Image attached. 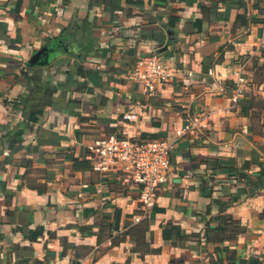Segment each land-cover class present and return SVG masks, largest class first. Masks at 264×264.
Returning <instances> with one entry per match:
<instances>
[{
    "label": "crops",
    "instance_id": "obj_1",
    "mask_svg": "<svg viewBox=\"0 0 264 264\" xmlns=\"http://www.w3.org/2000/svg\"><path fill=\"white\" fill-rule=\"evenodd\" d=\"M154 52L172 75L147 96L132 73ZM116 133L173 141L148 215L135 183L94 167ZM262 167L264 0H0V264H264V186L247 182ZM220 215L245 232L218 240Z\"/></svg>",
    "mask_w": 264,
    "mask_h": 264
},
{
    "label": "built area",
    "instance_id": "obj_2",
    "mask_svg": "<svg viewBox=\"0 0 264 264\" xmlns=\"http://www.w3.org/2000/svg\"><path fill=\"white\" fill-rule=\"evenodd\" d=\"M247 62L237 65L234 73V92L236 99L245 94L248 78ZM134 79L144 87L147 96H153L159 86L164 85L172 75L170 65L159 52L139 57L132 73ZM122 119L136 122L138 113L127 111ZM195 124L189 122L188 130ZM94 167L102 172H122L126 181H132L140 189L141 208L148 215L156 203L158 191L167 180L171 168L173 141L169 139L143 140L123 133L110 134L99 139L92 147ZM1 193V187H0ZM80 264H90L82 261ZM193 264H212L205 256H200Z\"/></svg>",
    "mask_w": 264,
    "mask_h": 264
},
{
    "label": "trees",
    "instance_id": "obj_3",
    "mask_svg": "<svg viewBox=\"0 0 264 264\" xmlns=\"http://www.w3.org/2000/svg\"><path fill=\"white\" fill-rule=\"evenodd\" d=\"M239 104L242 108V110L247 111L250 109H253L254 104H255V100L254 98L250 99V100H245V98H242L239 101ZM230 175H237V171H228ZM239 175V174H238ZM240 178L244 177V175H239ZM246 177V176H245ZM248 184H250L251 188H259L261 186H264V167H262V171L259 173V175L256 176V178H252L251 180L247 181ZM249 192V191H248ZM254 193V189H251L250 192ZM261 217L264 218V210L261 213ZM214 221H216V225H215V230L217 231L218 234H222V236H218V240L220 239V241H224L226 239H231V238H235L236 236H238L240 233L245 232L246 227L242 224H240L238 221H235L233 219V217L231 215H220L218 217H215V219H213ZM206 241H209L211 238L209 236V234L207 233L206 236L204 237ZM225 251L227 250V252H229V250L227 249V247L223 248ZM231 254L229 256H227V264H260V259L259 258H251L248 261L247 260H241V261H237V256L236 253L234 251H230ZM219 262V261H218ZM223 262V261H222ZM212 264H217V261H211ZM219 264H221V261L219 262Z\"/></svg>",
    "mask_w": 264,
    "mask_h": 264
},
{
    "label": "water",
    "instance_id": "obj_4",
    "mask_svg": "<svg viewBox=\"0 0 264 264\" xmlns=\"http://www.w3.org/2000/svg\"><path fill=\"white\" fill-rule=\"evenodd\" d=\"M162 50H163V49H162ZM43 51H44V49H41L40 51L34 53V54L32 55V57H31V59H30L29 62H30V63H35L36 61H38V59H39V57L41 56V54L43 53ZM77 264H80V262L77 263Z\"/></svg>",
    "mask_w": 264,
    "mask_h": 264
}]
</instances>
